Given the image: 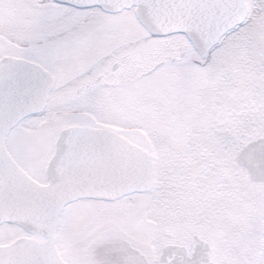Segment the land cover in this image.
I'll list each match as a JSON object with an SVG mask.
<instances>
[{"label": "snow or ice", "instance_id": "1", "mask_svg": "<svg viewBox=\"0 0 264 264\" xmlns=\"http://www.w3.org/2000/svg\"><path fill=\"white\" fill-rule=\"evenodd\" d=\"M0 264H264V0H0Z\"/></svg>", "mask_w": 264, "mask_h": 264}]
</instances>
